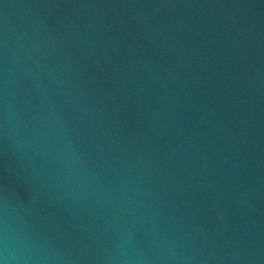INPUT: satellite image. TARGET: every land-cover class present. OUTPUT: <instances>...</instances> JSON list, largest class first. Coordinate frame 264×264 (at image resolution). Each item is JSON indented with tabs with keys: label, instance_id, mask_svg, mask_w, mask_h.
<instances>
[{
	"label": "water",
	"instance_id": "water-1",
	"mask_svg": "<svg viewBox=\"0 0 264 264\" xmlns=\"http://www.w3.org/2000/svg\"><path fill=\"white\" fill-rule=\"evenodd\" d=\"M0 264H264V0H0Z\"/></svg>",
	"mask_w": 264,
	"mask_h": 264
}]
</instances>
